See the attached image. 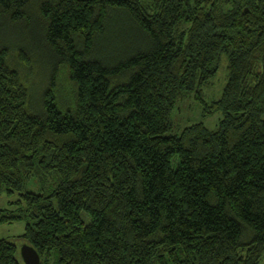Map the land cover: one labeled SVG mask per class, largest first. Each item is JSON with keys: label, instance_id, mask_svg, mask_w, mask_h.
<instances>
[{"label": "trees", "instance_id": "16d2710c", "mask_svg": "<svg viewBox=\"0 0 264 264\" xmlns=\"http://www.w3.org/2000/svg\"><path fill=\"white\" fill-rule=\"evenodd\" d=\"M1 194L41 264H264V0H0Z\"/></svg>", "mask_w": 264, "mask_h": 264}, {"label": "rangeland", "instance_id": "374dc122", "mask_svg": "<svg viewBox=\"0 0 264 264\" xmlns=\"http://www.w3.org/2000/svg\"><path fill=\"white\" fill-rule=\"evenodd\" d=\"M37 81L41 83L40 80ZM227 81L228 60L226 55L223 54L220 57L216 76L211 80V83L204 88L202 96L203 101L196 97V93H192V95L178 101V105L172 113V120L174 123L173 132L179 134L186 126L196 122L204 123L209 129H216L223 117V113L218 111L213 114H208L205 112V108L206 105H210L213 101L218 100L222 96ZM36 87L42 90L39 84H37ZM9 201L10 198L8 196L5 194L0 195V207H7ZM24 229L25 223L20 221L0 224V236L12 240L17 244L18 256H20L22 245L27 243L25 240L18 238V236L24 232Z\"/></svg>", "mask_w": 264, "mask_h": 264}, {"label": "water", "instance_id": "95a60500", "mask_svg": "<svg viewBox=\"0 0 264 264\" xmlns=\"http://www.w3.org/2000/svg\"><path fill=\"white\" fill-rule=\"evenodd\" d=\"M23 264H41V258L37 250L30 244L24 243L20 249Z\"/></svg>", "mask_w": 264, "mask_h": 264}]
</instances>
